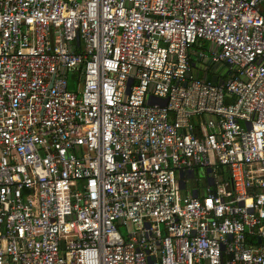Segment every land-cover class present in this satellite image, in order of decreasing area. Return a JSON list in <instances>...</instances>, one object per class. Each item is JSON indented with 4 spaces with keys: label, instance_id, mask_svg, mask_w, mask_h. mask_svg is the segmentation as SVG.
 I'll return each mask as SVG.
<instances>
[{
    "label": "built area",
    "instance_id": "obj_1",
    "mask_svg": "<svg viewBox=\"0 0 264 264\" xmlns=\"http://www.w3.org/2000/svg\"><path fill=\"white\" fill-rule=\"evenodd\" d=\"M0 264H264V0H0Z\"/></svg>",
    "mask_w": 264,
    "mask_h": 264
},
{
    "label": "crops",
    "instance_id": "obj_2",
    "mask_svg": "<svg viewBox=\"0 0 264 264\" xmlns=\"http://www.w3.org/2000/svg\"><path fill=\"white\" fill-rule=\"evenodd\" d=\"M203 41V40H201ZM204 42V46L203 48H192L191 52H190V61H191V65H192V75L195 76L193 74V70H197L199 72V76L198 77H207V75L211 74L212 77L214 75L215 72H220L222 74V76H224V71L225 69H221L218 70V67H220L221 64H213L212 67H210V63H208L207 61L203 60V58H201L198 53L199 52H203L206 51L208 49V44L207 42ZM220 74V75H221ZM203 170L206 173V169H204L203 167H195L192 171L186 173V174H180V177L182 178V183H181V189H182V193L184 194H192V195H200L203 196L204 194V186H203V181H201L199 179V174L203 175ZM224 175V172H223ZM208 184V178L206 177V184Z\"/></svg>",
    "mask_w": 264,
    "mask_h": 264
},
{
    "label": "trees",
    "instance_id": "obj_3",
    "mask_svg": "<svg viewBox=\"0 0 264 264\" xmlns=\"http://www.w3.org/2000/svg\"><path fill=\"white\" fill-rule=\"evenodd\" d=\"M205 44H204V42L203 41H199V42H197V43H195L194 45H193V47L194 48H203V46H204ZM210 67H212L213 66V64H210L209 65ZM225 69V71H224V76H227L229 73L226 71V68H225V65L224 64H221L220 65V67H218V70H221V69ZM211 77H212V75L211 74H209V75H207V79H209V80H211ZM219 174H222L223 175V171L221 170V167L219 168H217V170H216ZM224 177V176H223Z\"/></svg>",
    "mask_w": 264,
    "mask_h": 264
},
{
    "label": "rangeland",
    "instance_id": "obj_4",
    "mask_svg": "<svg viewBox=\"0 0 264 264\" xmlns=\"http://www.w3.org/2000/svg\"><path fill=\"white\" fill-rule=\"evenodd\" d=\"M193 74L195 75V76H199L200 74H199V72L197 71V70H193ZM70 88H74L73 86H72V84H70ZM221 170L224 172V178H227V176H228V168L227 167H225V166H223V167H221ZM200 176H199V179L201 180V181H203V186H205V184H206V173H205V171L203 170V175L202 174H199ZM120 229L122 230V231H124V228L123 227H120Z\"/></svg>",
    "mask_w": 264,
    "mask_h": 264
},
{
    "label": "water",
    "instance_id": "obj_5",
    "mask_svg": "<svg viewBox=\"0 0 264 264\" xmlns=\"http://www.w3.org/2000/svg\"><path fill=\"white\" fill-rule=\"evenodd\" d=\"M190 74V73H189ZM217 78L214 76V77H211V81L212 82H216Z\"/></svg>",
    "mask_w": 264,
    "mask_h": 264
}]
</instances>
